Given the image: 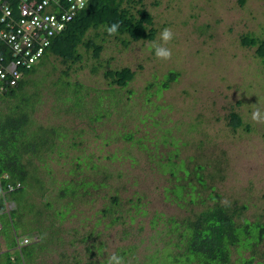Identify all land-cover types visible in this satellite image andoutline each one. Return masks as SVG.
Returning a JSON list of instances; mask_svg holds the SVG:
<instances>
[{
  "label": "rangeland",
  "instance_id": "1",
  "mask_svg": "<svg viewBox=\"0 0 264 264\" xmlns=\"http://www.w3.org/2000/svg\"><path fill=\"white\" fill-rule=\"evenodd\" d=\"M133 1L124 7L151 16L153 40L92 30L99 58L82 45L81 61L51 54L27 77L34 104L26 139L49 141L24 155L33 166L0 216V264H94L113 255L122 264H189L186 222L216 203L241 213L238 222L264 225V123L252 119L258 110L264 120V59L241 44L246 35L264 39V0ZM164 28L174 34L166 45ZM155 45L171 59H157ZM124 67L133 80L110 84L105 73ZM170 71L179 77L162 89ZM16 103L0 99L1 113ZM234 112L243 121L236 131ZM194 187L201 197L192 203ZM24 238L22 256L9 244ZM230 254L227 264H264V239Z\"/></svg>",
  "mask_w": 264,
  "mask_h": 264
},
{
  "label": "trees",
  "instance_id": "2",
  "mask_svg": "<svg viewBox=\"0 0 264 264\" xmlns=\"http://www.w3.org/2000/svg\"><path fill=\"white\" fill-rule=\"evenodd\" d=\"M240 1L243 5L246 0ZM126 2L134 1L91 0L86 8L76 14L67 28L53 38L52 44L42 60L54 54L60 57L64 64L77 63L82 60V55L79 52V47L82 45L86 46L88 50H92L94 57L99 58L103 51V45L95 42L92 38H87L88 34L90 31L100 28H103L107 33L106 29L112 24L119 25L114 36L128 35L136 41L153 40L156 36V29L152 26L151 16L145 10H139L140 17H136L124 7ZM241 44L246 47H257L256 54L264 59V39L246 35L242 37ZM33 69L29 70L14 88L9 89L0 97L4 101L18 98V103L15 105L8 104L7 114L0 111V216L6 211L8 202L12 203V195L24 189L29 169L33 166L23 163L24 155H38L40 152L38 150L47 146L49 141L48 137H42V141L37 144L33 140L26 139L31 123L29 110L33 111L34 100L31 95H26L25 87L28 84L27 77L30 76ZM135 74L130 68L124 67L120 70L107 71L105 76L109 79L110 84L126 88ZM178 77V72L170 71L161 85L162 89H169ZM229 124L236 131L243 125V121L239 114L234 112L230 115ZM198 169L203 171L204 167L198 166ZM196 173L198 182L204 186L203 176L198 171ZM212 188L214 189V187ZM195 189L194 187V196H197L194 200L190 198L192 203L197 202V199L201 197ZM200 201L203 202V200ZM12 208L14 207L11 206V212ZM240 216L241 213H238L237 210L231 211L229 206L216 203L197 215L195 220H187L182 234V237H185L187 248L184 261L189 264L194 261L198 264H227L230 261V251L233 247L238 245L251 249L253 245L261 243L264 239V225L248 220L238 222ZM176 231H181V225L176 224ZM10 246L16 247L17 242L13 245L9 244ZM100 246L102 247V244ZM16 252H21L22 256L27 255L25 246L17 249ZM123 253L124 251L120 253V256L124 258ZM95 254L97 253L95 252ZM100 254L102 255V251ZM171 256V254L166 255L164 262L174 257ZM25 259L21 258L22 264H26ZM8 260L9 264H12L13 261ZM247 262L253 264L251 259ZM98 263L108 264V260L94 262V264Z\"/></svg>",
  "mask_w": 264,
  "mask_h": 264
},
{
  "label": "built area",
  "instance_id": "3",
  "mask_svg": "<svg viewBox=\"0 0 264 264\" xmlns=\"http://www.w3.org/2000/svg\"><path fill=\"white\" fill-rule=\"evenodd\" d=\"M90 1L81 7L79 0H0V97L42 61L53 38Z\"/></svg>",
  "mask_w": 264,
  "mask_h": 264
},
{
  "label": "clouds",
  "instance_id": "4",
  "mask_svg": "<svg viewBox=\"0 0 264 264\" xmlns=\"http://www.w3.org/2000/svg\"><path fill=\"white\" fill-rule=\"evenodd\" d=\"M79 3H80V6L83 7L84 0H79ZM118 27H119L118 24H112L110 27H108L106 29V31L109 34V36H114L117 33ZM173 35L174 34L170 28H164L161 31L160 39L166 45L173 39ZM154 47H155V56L157 59H161V60H170L171 59L172 53H171V50L169 48L164 47L162 45H155ZM252 119H253V121H256L257 123H264V120H261L260 112L258 110L253 112ZM1 228L2 227H0V229ZM22 241L17 240V246H18L17 248L18 249L22 248V247H24L30 243V240H29L28 244L21 245ZM113 262H115V264H122V258H119V257L113 255L112 257H110L108 264H113Z\"/></svg>",
  "mask_w": 264,
  "mask_h": 264
}]
</instances>
